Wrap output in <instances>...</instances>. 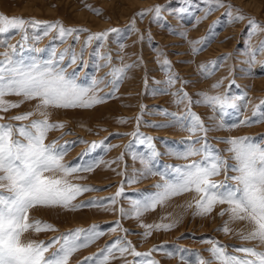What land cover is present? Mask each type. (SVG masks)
<instances>
[{
	"label": "rangeland",
	"instance_id": "obj_1",
	"mask_svg": "<svg viewBox=\"0 0 264 264\" xmlns=\"http://www.w3.org/2000/svg\"><path fill=\"white\" fill-rule=\"evenodd\" d=\"M223 3L224 7L212 11L204 18L208 8L204 0H0V13L8 17L46 22L59 21L66 28L89 30L80 34L79 43L74 42L75 34L69 37L66 43H61L57 39L56 30H52L49 35L43 36L37 42L31 39L35 33L29 29L28 44L40 49L55 46L58 51H63L74 45L79 54L90 33L118 29V32H110L102 42L92 40L83 53V62L78 61L73 68L68 69L69 72L73 70L79 72L82 82L89 76L97 79L106 77L104 84L99 86L102 89L99 95L112 92V86L108 84L112 77L107 76L112 67L133 65L127 69L126 77L119 84L115 96L104 103L93 108L49 109L50 120L61 122L65 127L50 131L45 141L51 143L57 140L58 146L66 142L71 145L64 157L67 164L103 161L92 172L76 174L83 177L82 179L75 176L69 178L73 183L99 189L83 193L74 203L104 201V198L114 196L123 184V194L118 198V203L110 206L116 211L105 210L104 207H84L76 211L62 207H38L31 210L30 217L51 223L58 231L29 232L24 236L26 241L48 242L72 230L88 229L92 225H99L105 230L119 220L124 229L130 230L129 233L119 229L114 233L106 232L90 246L76 252L69 264H81L85 257L96 256L107 245L123 236L131 241L137 251L142 253L151 251V258L159 264H191L190 253L187 261L182 260L181 255L171 258L168 256V253L177 247L198 252L206 261L212 260V255L208 251L211 245L203 242L209 238H215L222 245H226V251L237 256L245 255L235 250L239 247H255L259 251H264V244L259 241H246L240 238L241 231L248 232L252 227L244 221L229 224L231 231L228 234L217 230L229 219L227 214L219 215L221 209L227 205H217L211 215H194L195 207H187L193 200L195 195L193 192L174 197L167 204L144 213L139 219L134 216L122 217L119 212L121 207L131 212V200L140 198L142 193L155 192L154 185L162 182L158 175L140 179L138 183L126 182L131 178L139 179L143 171L141 157L148 152L146 144L141 143L145 137L153 138L152 143L160 153L157 157V166L160 168L164 165L187 164L191 159H201L197 156L182 160L169 155L170 150L185 146L190 133L183 130L179 124L171 127H153L152 125L172 122L173 117L166 115L165 112L183 115L186 109L191 107L205 125L211 128L221 122L232 124L244 117H252L255 107L264 102V53L257 54L254 62L251 61L249 54V44L251 50L255 51L264 41V0H223ZM229 5L233 7L230 9ZM156 6L161 8L162 19L159 22L154 21L155 13L148 11ZM93 9L102 11L97 14ZM180 9L184 11L180 12ZM229 11L233 17L243 15L245 19L230 22L231 18L227 15ZM141 12H145L146 15L142 17L139 15ZM252 18L260 23L262 30L249 41L251 27L249 21ZM210 29L215 33L214 39L203 51L194 53L193 47L200 48L202 44L192 42L204 40L209 36ZM174 33H186V38ZM10 35V44L16 45L22 39V34ZM6 50L0 46V53ZM109 54L111 64L98 68L97 65L106 63V60L100 57ZM38 55L46 59L48 52L44 51ZM2 58L0 56V59ZM164 61H170L171 73L179 76L172 86L166 83L169 72L162 67ZM209 62H218L219 68L210 78H203L201 65ZM217 82H222L221 86L213 88ZM160 89H167V93L162 94L158 91ZM181 89L193 100L201 99L197 95L201 92H207L209 95L228 94L246 97V100H238L237 109H228L221 115L218 110L214 111L212 107L204 104L188 105L187 101L178 104L179 96L176 93ZM6 99L19 101L23 98L12 95ZM36 103L37 101L25 102L19 108L0 113L5 117L0 123L30 124L32 120L41 119L39 114L25 121L10 119L32 111ZM121 120L127 122L121 123ZM200 135L202 134L198 133L191 139L195 140ZM227 137H251L253 142L264 146V123L240 126L230 131H210L207 134L208 142L221 150L229 164H235L232 153L225 151L230 146L221 142V138ZM92 142H97L98 147L89 150ZM113 145L115 147H109ZM227 175L234 176L236 173L229 171ZM214 179L223 181L225 174L222 172ZM173 221H178L175 228L167 231L153 230L151 236L147 238L143 236L146 229L142 224ZM59 246L56 244L46 255L56 252ZM156 248L161 250L153 251ZM139 259L130 254L120 257L118 252H114L109 264L128 262L136 264ZM213 264L219 262L213 261Z\"/></svg>",
	"mask_w": 264,
	"mask_h": 264
},
{
	"label": "snow or ice",
	"instance_id": "obj_2",
	"mask_svg": "<svg viewBox=\"0 0 264 264\" xmlns=\"http://www.w3.org/2000/svg\"><path fill=\"white\" fill-rule=\"evenodd\" d=\"M208 5L206 14L224 7L223 0H204ZM230 9L233 7L228 6ZM97 14L102 10L93 9ZM155 13L154 21L159 22L161 8L156 6L149 9ZM180 9V12H183ZM142 17L145 12L139 13ZM227 15L232 21L245 19L243 15L232 16L229 11ZM249 41L251 37L261 31V25L254 18L249 21ZM134 28V22H133ZM32 29L35 33L31 39L39 42L43 36L50 34L52 30L57 31V39L61 43H66L69 37L74 34V42L79 43L82 32L89 31L84 28H66L62 22H46L36 19H25L23 17H8L0 13V46L7 50L0 53V113H6L11 109L19 108L23 103L37 101L32 111L10 117L11 120L25 121L32 116L39 114L41 119L32 120L30 124L14 125L12 123H0V264H69L71 257L79 250L93 244L106 232H116L118 229L124 233H129V229H124L119 220L109 228L102 230L99 225H92L88 229L78 228L53 238L51 241H33L24 239L29 232L40 233L42 231H58L56 227L40 219H32L30 212L38 207H62L66 210L76 211L84 207H104L105 210L116 211L114 206L118 203V198L123 194V184L117 193L104 201L90 200L87 202L74 203L77 197L88 191H98L89 185L73 183L69 178L79 177L78 173L92 172L99 163L103 161H93L88 163L67 164L64 157L67 155L70 144L65 143L58 146V141L53 140L46 143L48 133L65 127L61 122L50 120L49 109H75L93 108L104 103L107 99L115 96L119 84L125 79L127 69L133 65H126L122 68L112 67L107 74L112 79L108 84L112 86V92L99 95L105 78L97 79L94 76L86 77L82 82L80 73L73 70L74 65L83 58V53L92 40L104 41L110 32H118V29H110L101 33H90L85 41L84 48L78 54L74 45L58 51L55 46L48 49H40L28 44L30 39L28 31ZM10 34H22V39L18 44L9 43ZM185 36L186 33H174ZM215 33L210 29L209 36L202 41H194L193 44H202V47H193L194 53L203 51L214 39ZM47 51L48 57L41 58L38 54ZM27 53V54H26ZM264 53V41L255 50H251L249 44V54L254 62L257 54ZM97 55H99L97 53ZM106 60L104 65L97 67H108L111 64V55L101 56ZM67 59V63L65 60ZM163 69L169 72L166 83L169 86L175 84L179 79L178 74L171 73L170 61H164ZM218 62H209L201 65V75L203 78H210L218 70ZM185 83H188L185 81ZM222 82H217L213 88H219ZM162 94L167 93V89L158 90ZM19 96L22 100L11 101L8 96ZM176 95L179 96L177 103L188 102V105L204 104L218 110L223 115L228 109H237V101L246 97L230 96L228 94L209 95L207 92L198 93L199 100L192 97L181 89ZM264 105V102H262ZM257 105L252 113V117H244L236 123L225 124L223 122L208 127L201 117L188 107L183 115L168 113L173 117L170 124L152 125L153 127H171L179 124L181 128L190 133V138L181 149L170 150L169 155L177 159L189 160L192 157L201 159H191L190 163L182 165L157 166V157L160 153L152 143L153 138L145 137L141 143H145L148 149L146 155L141 157L144 165L140 178H131L128 183H138L140 179L149 176H160L161 183L154 185L155 192L140 194V198L131 200L132 210L126 211L120 208L122 217L139 219L144 213L155 210L158 206L167 204L169 200L189 192L195 193L193 200L187 204L188 208L195 207L194 215L207 216L215 210L217 205H227L221 209L220 216L228 215L224 226L217 229L228 234L231 229L229 224L244 221L250 224L251 230L241 231L240 238L246 241L257 240L264 244V146L253 142L251 137H227L221 138L222 143L230 147L225 151L232 153L235 164H229L222 155L221 150L215 148L207 139L210 131L228 130L240 126H251L257 123H264V107ZM5 117L0 115V120ZM140 117L137 118L139 125ZM126 123V120H121ZM200 135L192 140V136ZM143 135V134H140ZM63 139V137H60ZM87 143V142H85ZM199 145V147H197ZM98 147L97 142H92L89 150ZM109 147H115L109 146ZM122 158V157H121ZM229 171L236 175L228 176ZM225 174V180L217 181L214 177L221 173ZM234 181L235 183H229ZM178 221L172 223L142 224L146 229L143 233L145 238L152 235L153 230H171L177 226ZM62 241V242H61ZM211 247L208 251L212 255V260H205L198 252L180 249L177 247L169 252L171 258L181 255V259L187 261L188 254H191V264H264V251H259L255 247H239L235 250L244 253V256H237L226 251L227 246L222 245L215 238L203 240ZM59 244V248L51 255H46L51 248ZM161 250L160 248L153 251ZM114 252H118L120 257L130 254L140 258L136 264H159L154 260L151 251L139 252L127 240L126 236L118 237L111 244L101 250L96 256L85 257L81 264H109ZM131 264V262H128Z\"/></svg>",
	"mask_w": 264,
	"mask_h": 264
}]
</instances>
